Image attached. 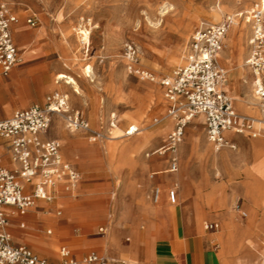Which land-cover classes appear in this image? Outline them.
Segmentation results:
<instances>
[{
	"label": "rangeland",
	"instance_id": "374dc122",
	"mask_svg": "<svg viewBox=\"0 0 264 264\" xmlns=\"http://www.w3.org/2000/svg\"><path fill=\"white\" fill-rule=\"evenodd\" d=\"M220 3L222 6H233L236 13L241 12L245 14L249 12L248 9L252 8L255 4L259 5V0L61 1V5L57 7V14L53 15V18L56 22H61L62 25L67 28L63 40L72 46V54L67 50L66 57L69 58V61L66 62L67 66L65 67V71L57 72L52 79L44 80V101L47 100L49 94L51 95L54 91H58L63 95H69L68 104L70 109L80 111L84 118L89 122L91 131L88 135L84 134L85 141L87 143H94L90 144L94 147L85 149L78 145L76 152L72 151L70 147L74 149L75 143L78 141V143H80V139L83 135L81 132H75L70 135L69 133H71V131L67 130L65 122L61 116L53 117L47 136L49 138L56 137L58 132V134L61 133V128L68 131L66 132L65 141L60 140L63 145L61 153L66 160L78 163L75 165L80 171V180L83 182V186L87 187L103 183L111 184L104 169V161L101 159H89L101 157L110 164V167L107 165L108 170L111 171V168L113 171V168L119 163L120 153L117 152L113 158H110V155H108L103 147L108 141L104 139L94 142L93 133L100 132L108 135L109 132H113L114 135L110 134L112 137L125 134L128 126L135 124L134 121L126 119V115L134 112L138 106L137 102L139 98L143 97L140 105L144 118L148 120L147 124L151 125L149 130L159 131L164 127L165 119L168 116V108L167 103H165L162 110L158 109L161 102L160 95H165L164 89L160 84L161 80L165 77H170L175 69L181 65L183 48L189 41L194 30L218 25L222 23L224 19L228 18L225 16L222 20L215 21L214 12ZM29 14L32 15V12H29ZM17 18H19V16H17ZM193 21L196 23H193ZM240 22L242 23L244 21L240 20ZM18 23L20 24V21ZM192 24L193 26H191ZM201 24L208 25L200 27ZM82 25L84 28L92 29L89 52L85 54V52L81 50L82 52H79L77 56H74V53L78 50L77 41H79L76 33H79V28ZM232 28V30L239 31L236 26H232ZM227 37H231V33H228ZM15 39L18 43L19 39L16 35ZM127 44H134L137 47L140 67L143 71L149 73L154 78V81L141 80L129 74L127 70V62L124 58V49ZM224 44L225 46L222 52H227L228 57H230L229 48L230 46L234 47L235 44L227 38ZM23 47L26 48V45L23 44ZM19 53L21 60L23 54L20 49ZM45 58L52 62L56 60V58L51 55H47ZM177 58L180 60L179 62L177 61ZM218 61L219 63L221 62L219 56ZM221 64L222 63H220V65ZM89 65L94 70V76L92 79L87 78L83 73V68ZM224 71L227 73L228 81L225 85V89L232 99L235 111L240 115L246 116V114H243L240 111L238 101L235 100V91L232 81L230 80V72H228L226 68ZM63 76H71L77 80L81 89L80 95L73 94V92L70 91L71 89L64 84L65 80H60ZM247 80L248 82H251L250 71L247 74ZM66 88L70 89L69 92L63 91ZM36 89L37 86L35 85L33 90L36 91ZM252 89L249 88V84L244 85L242 92L243 96L246 97L247 92L250 95H254ZM119 92V96L122 97L123 100H117ZM151 97L155 105L149 104L148 99ZM85 100L87 101V104L84 103ZM44 103L38 101L40 106H43ZM20 104L25 108L27 107L28 102L26 99L22 98ZM34 104H36V102L31 106ZM111 113L116 114V128L119 129L111 128L112 123L114 122V118L111 120ZM10 116L11 115L9 114L5 118H0V120L7 119ZM131 116L133 120L137 119V116ZM56 121L60 123L57 122L56 124ZM201 123L202 121H200L198 129L200 128L199 131H202L204 134L203 141L208 142L205 127ZM173 129L174 128H171L161 135L163 138L158 140L155 148L147 149L146 151H144V149V153L141 157L147 159V154L152 155L155 152L157 153L163 150L167 146L168 137ZM261 132L262 135L256 140H244L242 137H234L235 142L238 143L236 151L223 148L217 152L218 154H222L223 152L228 151L234 157L240 158V152L244 147H247V142L257 141L260 144L261 147L251 149L250 153L254 156V161L251 164L245 159L241 162L240 169L241 172L245 174V176L242 175L243 179L242 177H238L235 182L230 184L235 187V185L239 186L242 183L243 194L241 187H238L239 193H237V190H232L231 192L230 188L226 189V187L214 185L212 181V173L214 171H217V174L213 177L216 183L223 184L227 182L226 175L224 172L220 171L219 168L213 169L208 173L207 183L205 184L202 180L201 168L198 166L199 179L196 181L194 180L193 182L197 185L196 194L198 195V201L195 202L196 211L198 212L202 210L206 213V216L200 220V223H202L204 227L206 224L210 225L211 223H217L219 225L218 232L221 233L220 235L222 236L223 233L226 234L225 238L220 236V239L217 240L222 247L221 255L225 258V264H235L237 258L242 256L249 259L248 264H254V256H250L253 254V245L257 240L264 239V131L261 130ZM191 133L192 126L185 131L183 141L178 146L177 150L179 149V151H181L182 147H184V145L186 146V138ZM141 136L142 133H138L135 137L128 138L131 139V141H137L139 139L138 142H140V139H142ZM90 137L92 138L91 140ZM143 151L133 153L129 155V159L124 160L123 163L125 165V170L129 168L130 162L134 165L136 164L139 157L138 154H142ZM163 152H165V150H163L162 153ZM71 156L73 157V160H70ZM154 157H157V155ZM83 162L86 163L87 167L79 165ZM178 167L180 170L178 169L173 175L182 180L184 173L181 172V162H179ZM187 183L188 182L185 181L183 187H186ZM172 189L173 188L168 192H163L161 189L163 198L167 196L170 200L169 193ZM77 190L71 194L73 198L79 193V184L77 185ZM181 190L182 185L178 183L177 192H180ZM58 196L60 199L63 197L62 194H58ZM114 199L118 201L116 192L112 195L111 203L114 202ZM177 204H181L179 199L178 201L176 200L174 206ZM188 204V202L187 204L183 203L184 206H187ZM231 205H236V208L232 210L230 208ZM103 206L105 205L95 203L93 207L88 208V216L96 214L101 221L108 220L111 217L110 213L104 209ZM61 208L62 213L60 218H57L52 213L46 214L47 223L52 225H46L42 232H34L35 226H32V224L28 225L31 234L27 235L25 233L22 234L14 231L12 232L14 241L20 244H28V246L33 247L36 251L44 255H52V252H55L53 257H49L52 264H57V252L61 246L70 247L78 257H81L84 253L92 251L98 253L96 247L90 244L91 242L89 240L96 237L94 234L98 232L100 226L106 227L105 223L97 224L94 231L83 229L76 225L72 228L71 232L73 238L70 237V240L61 243L62 240L68 239L70 225L78 222L79 219L81 221L82 219H85V212L77 204H71L70 202L66 203L62 200ZM162 210V213L159 215H169ZM38 211L41 210L38 209ZM216 212L218 213L216 221L212 219L208 220L207 214L214 216ZM221 212L225 213L220 214ZM44 216L45 215H40V218ZM58 219H60V222L62 223H59ZM56 222L60 225V228L57 226L55 227ZM48 230L54 232L52 236L47 235ZM110 234L111 230L109 229L104 240H102L104 244L108 240ZM34 236H42L43 240L53 239L54 241L56 240L58 244L48 249L46 248L47 253H44L42 250L40 251L36 249V247L43 249L41 244L42 239L40 240ZM263 255L264 253L259 257L256 264H259V260ZM133 260L136 264V259Z\"/></svg>",
	"mask_w": 264,
	"mask_h": 264
},
{
	"label": "crops",
	"instance_id": "0c3cea01",
	"mask_svg": "<svg viewBox=\"0 0 264 264\" xmlns=\"http://www.w3.org/2000/svg\"><path fill=\"white\" fill-rule=\"evenodd\" d=\"M61 1L62 0H0V2L5 4L16 17L19 16L18 19L20 24L16 27L13 25L12 35L16 47L18 50L20 49L23 54V62L20 65H17V67L11 71L9 75L4 76L0 69V118H5L9 114L11 115L9 118H11L16 112L29 109L34 102H36L34 105H39L38 101L46 103V100L44 101V80L52 79L55 73L66 70V62L69 61V58L66 57L67 50H69L72 54V46L63 40V36L67 31V28L63 26L61 22H56L53 18V15L57 14V7L61 5ZM29 12H32V15H30ZM31 17H36L38 20V24L35 27L29 25L27 22V20ZM246 24L249 26L250 33L248 32L245 35H242L239 31L232 30L231 37H227L228 40L235 44L234 47L230 46L229 48V55L231 58H237L240 56V52L242 48L247 45V41L249 44L253 31L252 26L248 23ZM15 35H20L18 36V43L15 39ZM76 36L77 39H79L77 33ZM21 37L26 38L25 42L20 41ZM77 42L78 50L74 53V56H77L79 52H82L80 42ZM23 44L26 45V48L23 47ZM250 54L251 47L249 44V53L244 55V58H246L247 61ZM47 55L54 56L56 60L53 62L46 60L45 57H47ZM251 84L254 93L252 74ZM35 85L37 86L36 91L33 90ZM69 90V88H66L63 91L69 92ZM22 98L26 99L28 102V105L25 108H23L20 104ZM139 99L143 100V97ZM167 102L168 112L171 104L168 100ZM84 103L87 104V101L85 100ZM196 118H201V124L205 127L204 117L198 116ZM57 122L58 121H56V124ZM192 122L187 126L186 130L192 126ZM48 132L49 131H47V133ZM66 132L68 131L64 129V132L58 135L56 134V137L54 138H49L46 133L42 135V138L47 140H56L61 143L60 140L66 139ZM81 134L83 136L80 139V143H78L79 141L76 142L74 149L70 147V149L74 152H76L78 145L85 149L94 147L90 145L94 143H90L89 139V143L85 141L84 134L86 133L81 132ZM231 134L232 133H229V136H226V138L231 143L235 144L236 149H226L232 151H236L238 148V143L235 142L234 137H242L244 140L253 139L234 134L232 136ZM160 138L163 137L158 136V138L144 151L155 148V145L158 143ZM142 142L143 140L139 143ZM246 145L247 147H244L243 149L244 155L242 157L241 153L240 158L234 157L228 151H225L222 154L217 153L219 155L218 168L226 175L227 182L223 184L216 183L213 177L217 174V171H214L212 173V181L215 186L226 187V189L230 188L231 192L232 190H237V193H239L238 187H241L243 194L242 183L239 186L235 185V187L230 184L235 182L238 177H242L243 179L242 175L245 176L240 169L243 159L247 160L249 164L254 161V156L250 153V141L247 142ZM220 150L218 149V152ZM144 151L142 154H138L139 157L135 165L132 164V162L129 163V168L123 171L121 178L115 177L111 168V171L108 170L107 165L110 167V164L108 161H105V159H102L101 157L89 159H101L104 161V169L106 171V175L111 181V184L103 183L85 187L82 184L83 182L80 180L78 182L80 188L79 193L73 198L71 195H68V193H71L75 188L71 190L67 189V181H61L53 189L55 195V200L53 202L49 203L46 201H37L35 206L30 209L31 211L29 210L25 215H21L18 212H15L14 209L8 208V231L11 237L13 238L12 232L14 231L22 234L25 233L27 235L31 234V230L28 228V225L31 224L32 226H35L36 229L43 230L48 224L43 222L39 223L40 214L42 213H52L57 218H60L62 213V200L66 203L70 202L71 204L79 205L85 212L84 218H87L89 214L88 208L93 207V205L97 203L105 205L103 208L110 213L111 217L108 220L103 221L88 222V220H85L71 224L68 239L62 240L61 243L70 240V237L73 236L71 234L72 228L76 225L83 229L94 231L97 224L105 223L106 227L100 226L98 228V232L94 234L96 237L90 239L89 241L91 242L90 244L94 245L98 250V253L95 251L92 252L103 255L114 262L120 264H133L129 261L136 259V264H224L225 258L221 255L222 247L216 240L219 236H221L220 232H218V229L208 230L197 219V211L195 208V202L198 201V195L196 194L197 185L193 182L194 180L196 181L199 179V168L197 162L203 155L200 144L195 141L192 142L190 135L186 138V146L184 145V147H182L179 153L180 158L178 159V164L179 162L182 164L181 172L184 173L182 180L174 177L173 172H169L171 168V159L175 156L173 153L167 151L162 153L159 151L157 153L155 152L156 154H147V159H144L141 157ZM227 152L230 153V159L226 156ZM155 155H157V157H154ZM63 159L80 173L75 165L78 163H73V161H68L65 158ZM70 160H73L72 156ZM3 165L9 170L17 168V165L12 163L9 156L4 159ZM11 165H15V168H10ZM79 165L87 167L84 162ZM190 168L192 170H190ZM185 181L191 182V186L187 188L183 187V183ZM176 182L182 185V190L180 192H176V200L178 201L179 199L182 202L179 205H175L177 207H174V209L171 210L172 208L168 197L166 196L163 198L162 195L163 199L157 203V200H154V193L155 190L159 188L162 189L163 192H168L171 188H173ZM114 192H116L118 196L116 211L113 210V203H111ZM58 194H62L63 197L60 199ZM187 194H189V197ZM187 202L190 205L183 207L184 205L182 203L187 204ZM172 203L175 204V202ZM38 209L41 211H38ZM160 209H163L162 211L168 213L169 215H159L162 213ZM113 213L115 214L114 217ZM224 213L225 212H221L220 214ZM217 216V212L214 216L207 214L208 220L212 219L216 221L218 218ZM111 219H114V221L112 220L113 222H111ZM58 220L59 223H62L60 222V219ZM113 223H119V226H114ZM112 224L114 227L112 234L113 232L115 233L114 237H116V243L118 246L116 249L111 245L108 247L106 246L107 243L104 244L102 242L107 234L108 226ZM102 228L105 229L104 234L99 232ZM53 233L54 232L52 230L47 231V235L49 236H52ZM221 237L225 238L226 234L223 233ZM12 241L15 245L30 248L39 257L46 259L49 262V257H53V254L55 253L52 252V255H44L36 251L33 247L28 246V244L16 243L14 238ZM262 241H264V239L257 240L253 245V254L250 256H254V264L257 263L259 257L264 253V242ZM64 247L69 249L71 255L77 260H80L87 254L92 253H84L81 257H78L70 247L61 246L57 252V263L61 260L60 250ZM263 259L264 255L260 258L259 264H263Z\"/></svg>",
	"mask_w": 264,
	"mask_h": 264
},
{
	"label": "built area",
	"instance_id": "2783aa9c",
	"mask_svg": "<svg viewBox=\"0 0 264 264\" xmlns=\"http://www.w3.org/2000/svg\"><path fill=\"white\" fill-rule=\"evenodd\" d=\"M252 26L249 41L251 54L246 67L253 76L254 95L264 113V6L238 16ZM18 18L0 2V69L4 76L20 64V53L12 35V27ZM35 27L36 17L27 20ZM233 20L227 18L218 25L194 30L182 51V63L170 77L161 80L165 98L171 106L168 115L176 121L175 129L168 137L165 152L175 153L182 143L187 126L198 116L205 120L207 139L219 150L236 149L226 138V133L249 138H259L264 131V121L239 115L233 107L232 99L225 89L227 73L219 66L217 54L224 48V41ZM78 35V33H77ZM80 46L86 53L89 40L78 35ZM127 70L141 80L154 81L139 64L138 49L127 44L124 49ZM54 116H61L68 131L90 133L89 122L78 110L69 107L68 99L56 91L47 97L44 106L34 105L27 110L16 112L11 118L0 120V264H52L39 257L26 246L15 245L8 231L7 209L25 215L37 201L53 202L54 187L67 181V189H74L80 181V173L61 155L62 145L56 140L43 139L50 128ZM114 122H117L114 119ZM113 125V124H112ZM114 128V127H112ZM136 131L130 127L128 135ZM108 135L94 132L95 142L108 139ZM9 156L17 165L9 170L3 165ZM178 170V160L171 159L170 171ZM172 202L176 191L170 193ZM155 190L154 200L157 199ZM208 230L218 229L217 224L207 225ZM101 234L105 229H100ZM61 260L57 264H120L95 252L80 260L75 259L69 249L60 250ZM264 264V259H263ZM122 264V263H121Z\"/></svg>",
	"mask_w": 264,
	"mask_h": 264
},
{
	"label": "bare ground",
	"instance_id": "6f19581e",
	"mask_svg": "<svg viewBox=\"0 0 264 264\" xmlns=\"http://www.w3.org/2000/svg\"><path fill=\"white\" fill-rule=\"evenodd\" d=\"M262 5L264 6V0H259V5H256L255 4L252 8L248 9V11H251L252 9H254V8L258 7V6L261 7ZM214 13H215V15H214L215 21H220L225 16H227L228 18H230V19L233 20V23L230 25V28L228 30V33H231V30L233 29L232 26H236L238 28L239 32L242 35H245L248 32L250 33L249 26L246 24V22H242L241 23L239 21V19H238V16L241 15V14H243V13H241V12L236 13V10H235V8L233 6H222L221 3H220ZM226 19H224V21ZM18 22H19V20L14 24V27H16L17 24H19ZM193 23H196V22L193 21ZM206 25H208V24H201L200 27H205ZM191 26H193V24ZM91 30L92 29L84 28L83 25H82L79 28L78 35H80L81 37H83V39L85 41H88L89 40V36H91ZM18 36H20V35H18ZM227 36H228V34H227ZM25 39L26 38L21 37L20 41L21 42H25ZM224 43H225V41H224ZM224 46H225V44H224ZM222 50L217 54V61H218V56H219L220 57V61H221L220 63H222L221 64L222 67H221V65H220V63L218 61L219 66L222 69H223V66H224V70L226 68L228 70V72H230V80L232 81L233 88H234V91H235V94H234L235 95V100L238 101V106H239L240 111L243 114H246L247 117H250L251 116L250 118H252V119H256L258 121H264V113L262 112L261 107H260V104H259L258 100L255 98V96L252 95V94L250 95L248 92L246 93V97H244L243 94H242L244 85L249 84V88L252 89L251 82H248V80H247V74L249 72V69L246 67V63L248 61H247V59H244V55L248 54V52H249V44H248V41H247V45H245L242 48V50L240 52V56H238L237 58L231 59L230 57H228L227 52H222ZM177 61L179 62L180 60H178V58H177ZM181 61H182V57H181ZM22 62H23V59H21V63ZM14 69H12V71ZM93 72H94V70H93V68L90 65L89 66H85L83 68V73H84V75L87 78H91L92 79V77L94 76ZM61 79H64L65 80L64 84L71 89V91L73 92V94H75V95H80L81 94V89H80L79 84H78V82H77V80L75 78H73L71 76H63V77L60 78V80ZM119 94H120V92L118 93L117 100H123L122 97L119 96ZM64 96L66 98H68V100H69V95H64ZM160 96H161V102H160V104L158 106L159 107L158 109L159 110H162L164 104L167 103V105H168V102H167V100L165 98V95L164 96L163 95H160ZM149 99H148L149 104H154L155 105V103H153L154 101H153L152 97L149 98ZM141 101H142V99H139L138 106L136 107V109L134 110V112L129 113V114L126 115V119H129L131 121H134L135 124L129 125L128 128H127V130H126V132H125V134H123V135H119V136H116V137H112V135H114V134H113V132H110V134H112V135H110V137L108 139H106L108 142L103 145L105 151L108 153V155H110V158H113L116 155L117 152L120 153L119 163H118V165L115 168H113L114 174H115V176L117 178H121L123 171H125V165H124L123 162H124V160L129 159V155H131L133 153H136V152L143 151L144 149H146L147 147H149L150 144L158 138V136H161L163 133H166L171 128H174V124H176V121L174 120V118H172L171 116L168 115L166 117V119H165L166 121H165L164 127L161 130H159V131H150L149 130L150 129L149 127L151 125L150 124H147L148 123V120L146 118H144V114L142 113V108H141V105H140ZM124 102H125V100H124ZM232 104H233V102H232ZM233 107H234V105H233ZM234 110H235V108H234ZM131 115L137 116V119H134L133 120ZM110 116H111V120H113V118L115 119L116 114L115 113H111ZM241 116H243V115H241ZM200 121H202L201 118H194V120L192 122L193 123L192 124V134H190V139H192V142L195 141L196 143L200 144V148H201V151H202V154L203 155L201 156L200 160L197 162V165L200 166V168H201L202 180L206 184L207 183V179H208V173L211 172L213 169H217L218 168V160H219L218 156L219 155L217 154L218 148L215 145H213L210 142H203V136H204V134H203L202 131H199L200 128L198 129V125L200 124ZM112 124L113 125L111 126V128L114 127L112 129H119V128H116V126H117L116 125V122H113ZM130 127H132L133 130L136 131L132 135H128V133H127V131L130 130ZM60 128H61V126H60ZM60 132L61 133L64 132L62 128H61ZM74 133L75 132L71 131V133H69V134L72 135ZM138 133H142V136H141L142 139H140V140H143L142 143H139L138 142L139 139L137 141L136 140L135 141H133V140L131 141V139H129L130 137L131 138L135 137ZM231 135L233 136V134H231ZM226 136H229V133H226ZM91 139L92 138L90 137V140ZM64 141H65V139H64ZM61 143H62V141H61ZM250 145H251V149H257V147H261L260 144L257 141H250ZM163 150H161V152ZM179 153H180L179 149L176 150L175 153H174V155H175L174 157H176L177 160L179 158ZM241 153H242V157H243V155H244L243 149L241 150L240 154ZM61 155H62V153H61ZM229 155H230V153L227 152L226 153V156L228 158H229ZM10 168H15V165H11ZM187 169H188V167H187ZM190 170H191V168H190ZM190 183L191 182H188L186 184V188L189 187V186H191ZM177 189H178V182H176L174 184L172 191H176L177 192ZM76 190H77V186L75 187V189L71 193H68V194L71 195ZM172 191H170V193ZM187 191H189V190H187ZM162 194H163L162 193V190L159 188L158 189V196H157V199H156L157 202L161 201ZM169 196H170L169 198L171 200V201L169 200V203H170L171 208H172L171 210H173L174 207H177V206H174V204L172 203L171 195H169ZM187 196L189 197V194H187ZM117 202L118 201H116V199H114V202H113V208H114L113 210L114 211L117 210V205H118ZM175 202H176V200H175ZM235 206L236 205H231L230 208L233 210L234 208H236ZM183 207H185V206H183ZM183 212H184V210H183ZM186 213H187V211H186ZM40 215H45L44 217H41L40 218V222L41 223L43 222V223L48 224L47 223L46 214H43L42 213ZM114 216H115V214L113 213V217ZM205 216H206V213L204 211L200 210V211L197 212V219L199 220V222ZM180 219H178V220H180ZM85 220L86 221L88 220V222L101 221V219L99 218V216H97L96 214L89 215L87 218L82 219V221H85ZM112 220L114 221V219H111L110 221L113 222ZM79 221H81V220L79 219ZM113 224H114V226H119V223H113ZM113 224L108 226V231L110 229L111 230V234H110L108 240L106 241V243H107L106 246L109 247V245H111V246L115 247V249H116L118 246H117V243H116V237H114V234L115 233L113 232V234H112V230L114 228L113 227ZM50 225H52V224H50ZM56 226L60 228V225L57 222H56L55 227ZM206 226H207V224L205 225V227ZM218 228H219V225H218ZM42 231L43 230H41V229L38 230L35 227L34 232H42ZM34 237H37L40 240L42 239V236H34ZM218 239H220V236H219ZM218 239H216V240H218ZM41 244H42V248L43 249H41V248L39 249L37 247H36V249H38L40 251L42 250V252L47 253L46 252V248L48 249V248H50V247H52L54 245H57L58 242H56V240L54 241L53 239H47V240H43L42 239ZM44 249H45V251H44ZM129 262L134 263L135 261L134 260H130ZM248 263H249V259L247 257H245V256H242V257H240V258H238L236 260V263L235 264H248ZM224 264H225V262H224Z\"/></svg>",
	"mask_w": 264,
	"mask_h": 264
}]
</instances>
